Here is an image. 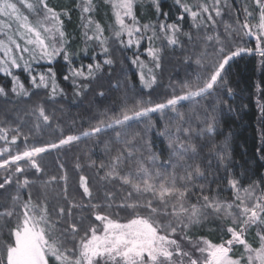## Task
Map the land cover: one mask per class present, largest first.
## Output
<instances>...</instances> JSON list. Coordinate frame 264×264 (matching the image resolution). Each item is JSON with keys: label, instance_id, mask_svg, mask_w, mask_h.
Listing matches in <instances>:
<instances>
[{"label": "snow or ice", "instance_id": "6c2138e0", "mask_svg": "<svg viewBox=\"0 0 264 264\" xmlns=\"http://www.w3.org/2000/svg\"><path fill=\"white\" fill-rule=\"evenodd\" d=\"M108 3L118 27L113 36L126 47L138 49L142 40L151 44L159 38V33L166 46L183 49L179 37L183 36L185 41L195 39L184 31L183 22L190 18L191 26L205 33L200 43L207 47L198 58L193 52L187 63L191 66L195 58L194 62L203 71L195 80L188 78L179 85H170L167 94L154 100L152 96L160 86L157 75L153 69L147 73L141 70L137 74L139 90L110 110L118 115L104 112L108 118L101 119V113L97 112L92 117L97 123L88 130L67 135L61 132L56 142L42 143V137L37 134L51 128L57 119L55 112L45 105L65 95L56 86L58 60L69 65V74L63 79L71 81L74 95L81 98V103L92 90V83L105 74L110 89L132 92L135 86L129 87L127 81L119 80L112 84V73L104 71V66L114 65L110 58L102 63L72 67L76 53L68 52L71 34L64 30L62 19H71L69 10L57 11L50 6V0H0V73L11 78L10 87L0 84V99L13 105L20 104L24 98L31 100L35 93L29 92L14 74L21 69L29 74L33 88L50 89L46 100L25 110L24 123L0 126V142L5 145L0 147V173H3L0 175V264H264V177L247 187L239 179L228 180L235 193L232 202L205 195L206 191L212 192L211 186L197 183L208 178L206 170L212 166L208 157L217 148L205 142L204 137L215 134L219 127L217 104L209 102L205 106L199 101L206 100L222 86L231 94L226 76L234 58L245 53H258L264 58V0H244L235 7L229 0H193L192 3L175 0L179 14L171 23L169 13L161 8V0H151L157 16L164 18L154 25L138 21V0H108ZM96 8L93 0H84L74 4L71 10L81 14L85 41L99 42L107 57L105 29L93 19ZM146 31L152 35L145 36ZM242 35L254 37L256 47L238 46L236 40ZM209 49L214 53L210 61L207 60ZM145 51L152 57L153 68L160 69L164 49L149 46ZM42 61L49 65L43 72L34 67ZM131 63L144 67L139 56ZM77 78L82 82L77 84ZM96 97L102 104L107 94L100 91ZM182 108L188 110L181 111ZM228 111H232L231 106ZM261 111L264 112V107ZM152 114L171 119L160 130L152 121ZM28 121L32 126L25 134L21 129ZM3 124L8 125V120ZM109 131L112 137L104 139ZM153 136L163 138L165 147L160 152L165 159L156 151ZM90 137H96V143L104 145L103 160L97 163L91 157L74 156L76 162L72 168L78 180L71 190L64 164L57 165L60 175L43 179L42 156L53 150L70 149L82 138ZM17 141L25 145L22 151L8 147L17 145ZM219 148L214 156L217 166L227 159L223 154L224 144ZM88 168L95 172V180L82 174ZM52 185L58 187L53 189L55 195L49 200L48 190ZM34 187L39 191L34 193ZM118 193H123L119 197L123 202L115 204ZM113 208L130 209L131 215L122 223L108 213ZM86 218L97 223L86 225ZM210 219L225 221L223 232L228 238L219 243L203 237L193 240L189 233Z\"/></svg>", "mask_w": 264, "mask_h": 264}, {"label": "trees", "instance_id": "16d2710c", "mask_svg": "<svg viewBox=\"0 0 264 264\" xmlns=\"http://www.w3.org/2000/svg\"><path fill=\"white\" fill-rule=\"evenodd\" d=\"M78 2L83 3L84 0H50V6L57 8V11L63 9L71 12V19L67 17H62V19L64 20V30L71 34V45L68 47V52L69 54L76 53L75 59L72 60V67H79L80 65H87L97 61L102 63L104 59L110 58L114 61V65L111 67L104 66V71L105 73H112V84H116L118 80L121 83L127 81L129 87H135L132 88V92H126L124 89H110L109 78L105 74L92 83V90L82 98L83 103H81V98L74 95V86L71 81L63 79L64 75L69 74V65L63 60H58L55 65L56 86L59 89H63L65 95L63 98L58 97L55 102L45 105V107L55 112L57 119L51 128H46L37 134L42 137V143L56 142L61 132L67 135L79 134L81 131L88 130L97 123L92 118L97 112L101 113V119L108 118L103 115L104 112H109L110 116L118 115V112L110 110L120 106L121 101L127 100L129 95L139 90L137 74L141 70L147 73L149 69H153L157 75L160 86L152 96L154 100H157L158 97L162 98L164 94H167L170 85H179L181 80L188 78L195 80L203 71L194 61L207 47L200 43V38L205 33L196 31L191 26L190 18L186 17L183 22L184 31L190 32L195 39L185 41L183 36L179 37L183 49L166 46L163 37L159 33H157L159 38L153 39L151 44L147 40H142L138 49L135 46L126 47L118 44L116 38L113 36V32L118 30V27L115 26V17L108 0H93L94 4L97 5L93 19L104 27L103 35L108 40L105 46L109 48V55L106 57L99 42L85 41L84 32L86 29L83 27L80 18L81 14L78 11L71 10L73 5ZM181 2L192 3L193 0H181ZM208 2H211V0H208ZM238 2L243 3L244 0H229V3L234 7ZM178 7L175 0H161L162 10L169 13V23L175 22L176 16L179 14ZM137 19L141 24L154 25L164 18L157 16L151 0H141L137 4ZM224 19L232 23L227 16ZM88 34L92 35L91 32ZM144 35L151 36L152 32L146 31ZM126 38V36L123 37L125 40ZM236 44L253 49L256 47L255 38L252 36L242 35L237 38ZM149 46L164 49L160 69L153 68L152 57L145 51ZM84 49H87L86 53ZM193 52L196 53V57L193 58V62L189 66L187 60L192 56ZM137 56H139V60L144 65L143 69L131 63L132 59H135ZM213 56L214 53L209 49L207 60L210 61ZM25 57L28 59L27 55ZM48 66L46 61L40 62L38 66L34 65L41 72L45 71ZM14 74L19 76L24 87L29 92L35 94L31 97V100L24 98L18 105L6 103L3 99H0V106H2L0 107V126H16L17 121L24 123L26 120L25 110L31 109L37 102H43L50 94V89L33 88L29 80V74L22 69L17 70ZM10 79L4 73H0V84L10 87ZM226 80L227 87L232 90L230 95L222 86L218 91L213 92L211 96L207 97L206 100H201L199 103L205 106L209 102L217 104L219 127L215 134L204 137V141L216 145L215 151H220L219 145L224 144L223 154L227 159L217 166L218 161L214 158V151L213 155L208 157V160L212 164L206 170L208 178L197 181V183L205 187L211 186L212 192L206 191L205 195H216L223 201L232 202L235 193L231 190L228 180L233 178L239 179L241 184L247 187L253 181L260 182L261 178L264 177V112L261 111V108L264 107V58L260 57L258 53H245L234 58L230 61ZM81 82L80 78L76 79L77 84ZM100 91L107 94V98L103 100L102 104L96 97V94ZM257 101H259V104ZM223 102H226V104ZM228 106H231L232 111H228ZM189 107H192V105H189ZM13 109L18 110L13 111ZM187 110V108L181 109V111L185 112ZM5 119L8 120V125L3 124ZM151 119L156 123L158 129L163 130V125L171 117L165 118L160 114H152ZM31 126L32 122L28 121L21 131L28 134ZM112 135L111 131H109L104 134L103 138L110 139ZM153 139L156 151L160 153L162 159H165L164 153L160 152L165 147V144L162 143L163 138L153 136ZM96 140V137L82 138L80 142L71 146L70 149L53 150L42 156L41 166L45 168L43 179H48L49 175H60V169L57 165L64 164L68 171L69 188L71 190L78 180L77 174L72 168V165L76 162L73 160L74 156L91 157V160L97 163L103 160L104 145L97 144ZM4 146L3 142H0V147ZM29 146H31V142ZM8 147L22 151L25 145L22 141H17V145H8ZM207 151L208 149H205V152ZM2 174L0 173V175ZM82 174L90 175V179L95 180L96 174L91 168L86 169ZM100 175H103V173H100ZM29 178L36 179L35 176H30ZM57 187L56 185L50 186L48 190L49 200L53 199L55 195L53 189ZM117 187L119 186L117 185ZM32 191L36 193L39 189L34 187ZM122 194L118 193V198L113 203H122L123 201L119 198ZM196 195H200V193L196 192ZM241 195H243L242 188ZM108 213L112 214L114 219H119L123 223L130 217L131 210L113 208L109 209ZM85 217H87V213H85ZM92 223L97 222L90 218L85 219L86 225ZM224 226L225 221L210 219L203 227L194 229L189 235L193 236V240L203 237L213 243H219L221 239L228 238L223 232Z\"/></svg>", "mask_w": 264, "mask_h": 264}, {"label": "rangeland", "instance_id": "374dc122", "mask_svg": "<svg viewBox=\"0 0 264 264\" xmlns=\"http://www.w3.org/2000/svg\"><path fill=\"white\" fill-rule=\"evenodd\" d=\"M139 1H141V0H138V2H139ZM25 59H26V57H25Z\"/></svg>", "mask_w": 264, "mask_h": 264}]
</instances>
